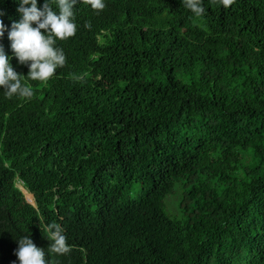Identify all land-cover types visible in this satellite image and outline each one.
I'll use <instances>...</instances> for the list:
<instances>
[{"label": "trees", "instance_id": "1", "mask_svg": "<svg viewBox=\"0 0 264 264\" xmlns=\"http://www.w3.org/2000/svg\"><path fill=\"white\" fill-rule=\"evenodd\" d=\"M103 3L76 0L63 66L22 77L31 97L0 86V264L25 235L46 264H264V0Z\"/></svg>", "mask_w": 264, "mask_h": 264}, {"label": "clouds", "instance_id": "2", "mask_svg": "<svg viewBox=\"0 0 264 264\" xmlns=\"http://www.w3.org/2000/svg\"><path fill=\"white\" fill-rule=\"evenodd\" d=\"M218 4L227 8L232 0H217ZM76 0H44L38 6V0H17L16 11L19 19L11 22L10 27L0 21V36L4 35L6 27L10 41L11 54H7L0 45V86H4V95L31 97L32 88L27 82L22 83V77L28 81L46 82L58 67L63 66L65 56L63 50L56 45L57 40L72 36L76 31L73 20V5ZM82 3L94 10L104 7L103 0H82ZM180 3L195 16L203 12L201 0H180ZM55 5V9L52 5ZM3 11L0 10V16ZM43 30V31H41ZM18 63H28L27 74L14 70L11 57ZM28 203L36 205L34 194L20 185ZM31 193L34 202L27 197ZM42 234L50 241L48 252L63 253L67 251L65 237L59 224L49 222L41 227ZM18 247L15 249L17 261L13 264H46L45 252L36 246L28 235L18 237Z\"/></svg>", "mask_w": 264, "mask_h": 264}, {"label": "rangeland", "instance_id": "3", "mask_svg": "<svg viewBox=\"0 0 264 264\" xmlns=\"http://www.w3.org/2000/svg\"><path fill=\"white\" fill-rule=\"evenodd\" d=\"M131 197H132V198H136L137 195H131L130 198H131ZM176 198H177V196H176V195H175V196L173 195V196L171 197V200H174V199H176Z\"/></svg>", "mask_w": 264, "mask_h": 264}, {"label": "bare ground", "instance_id": "4", "mask_svg": "<svg viewBox=\"0 0 264 264\" xmlns=\"http://www.w3.org/2000/svg\"><path fill=\"white\" fill-rule=\"evenodd\" d=\"M26 191V190H25ZM27 193H29L28 191H26Z\"/></svg>", "mask_w": 264, "mask_h": 264}]
</instances>
